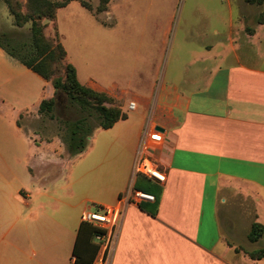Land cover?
<instances>
[{"label":"crops","instance_id":"crops-1","mask_svg":"<svg viewBox=\"0 0 264 264\" xmlns=\"http://www.w3.org/2000/svg\"><path fill=\"white\" fill-rule=\"evenodd\" d=\"M260 9L264 18V2ZM80 17L83 29L97 30L98 23L112 27L76 0L57 9L54 27L66 62L80 84L113 99L126 118L97 131L90 148L75 156L56 140L34 143L18 123L21 117L38 118L41 101L52 97L54 88L0 47V134L4 125L14 129V150L22 151L14 153V167L27 168L30 190L24 192L14 175L13 222L3 192V183L10 182L0 175V264H92L96 230L81 214L90 206L120 203L123 218L111 264H264V257L248 255L264 245L238 252L232 242L237 235L228 241L220 215L234 188L236 196L251 199L254 222L264 226V20L257 16L248 27V15L241 12L236 31L214 29L216 39L202 50L179 44L177 50L88 53L68 50L62 40L77 33L66 24L76 26ZM148 125L163 133L162 144L152 150L166 176L163 184L132 176ZM5 161L1 156L0 164ZM53 162L61 166L53 176L31 169ZM130 186L147 190L155 201H120Z\"/></svg>","mask_w":264,"mask_h":264},{"label":"rangeland","instance_id":"rangeland-1","mask_svg":"<svg viewBox=\"0 0 264 264\" xmlns=\"http://www.w3.org/2000/svg\"><path fill=\"white\" fill-rule=\"evenodd\" d=\"M19 9L25 12V0H17ZM60 2L62 0H49ZM91 13L105 26L98 23V28H86L84 18H78L72 26L66 24L67 31L77 28V33H69L63 36L62 40L66 43L68 50H177L180 49L202 50L203 45L216 39L212 35L214 29L219 32L236 31L240 27L239 15L242 12L248 15L246 26H254L255 18L264 20L260 4L246 5V0H111L107 13L96 11L98 0H85ZM14 4V0H12ZM173 10V13H172ZM260 11V12H259ZM110 12V13H108ZM114 14V15H113ZM115 16V17H114ZM252 19V20H251ZM96 21V20H95ZM94 21V23H95ZM50 32L48 38H54L56 29L54 22L42 20ZM114 25V26H113ZM160 25L164 26V31H160ZM44 29V33L45 30ZM30 23L17 26L14 17L10 12L6 0H0V35H5L9 46L14 48L20 56L27 57L31 53L30 45ZM61 40V41H62ZM57 41L60 42L57 36ZM27 54V55H26ZM79 58L82 55L78 53ZM51 83V82H50ZM55 92V90H54ZM54 95V94H53ZM53 97V96H52ZM79 119H85L87 128H94L98 125L95 115L83 112L77 106L71 104L66 97L58 99L57 106L53 111V117H21L18 126L22 128L25 135L32 137L34 143L39 141L56 140L64 145L69 139V130ZM105 132L102 128H95L90 137L86 130L79 133V146L84 145L90 148L92 138L96 132ZM14 153L20 156L22 151L17 148L14 150V129L12 126L4 125L0 134V157L4 158L5 163L0 164V175L9 184L3 183V192L13 207L11 220L14 222V175L19 179V184L23 186V191L27 192V168L21 165L17 169L14 167ZM81 162H83L81 160ZM31 169L35 175H56L60 173L61 166L54 162L46 166L32 165ZM225 204L221 205L222 228L228 241L233 238L230 234L236 233L237 237L233 243L237 246V251L248 252L254 247L264 245V237L257 244L249 243L247 234L255 216L252 201L243 196H236L234 188L228 192ZM225 197H223L224 199ZM225 200H223L224 202ZM226 212V216H224Z\"/></svg>","mask_w":264,"mask_h":264},{"label":"trees","instance_id":"trees-1","mask_svg":"<svg viewBox=\"0 0 264 264\" xmlns=\"http://www.w3.org/2000/svg\"><path fill=\"white\" fill-rule=\"evenodd\" d=\"M70 1L51 2L49 0H25V12L23 13L18 6V1L6 0L9 5L14 22L17 26L30 23V45L31 53L27 57L20 56L15 49L9 46L8 41L0 35V47L10 56L18 59L25 67L41 76L44 80L51 82L55 92L53 97L41 101L38 109L40 117H53V111L57 106L58 99L68 98L71 104L77 106L83 112L95 115L98 125L94 128L85 126V119L76 121L69 130V139L66 150L70 156H75L85 150V144L79 146V133L86 130V135L91 136L95 128H111L119 120H124L126 115L120 106L113 99L104 93L96 92L83 86L77 79L76 70L73 65L66 62V52L62 44L57 41V32L54 38H48L44 29L46 24L42 20L55 21L57 9L66 6ZM83 7L90 10L85 0H76ZM250 4H262L264 0H246ZM109 0H98L96 11L101 13L107 9ZM27 55V54H26ZM141 191L148 193L147 190ZM96 231H92L93 238ZM264 235V226L253 222L248 232V240L252 243L258 241ZM253 260L264 257V248L248 252Z\"/></svg>","mask_w":264,"mask_h":264},{"label":"built area","instance_id":"built-area-1","mask_svg":"<svg viewBox=\"0 0 264 264\" xmlns=\"http://www.w3.org/2000/svg\"><path fill=\"white\" fill-rule=\"evenodd\" d=\"M135 104L129 103L128 109L133 110ZM163 142V133L155 126L144 129L133 165L132 176H144L157 184L165 182V174L158 169V165L152 158V150L158 148ZM120 201L140 204L142 202H154L153 195L130 186L122 195ZM122 204L114 206H90L81 214V221L92 225L96 232L94 240L98 246L97 256L92 264H111L115 253L118 229L122 222Z\"/></svg>","mask_w":264,"mask_h":264}]
</instances>
